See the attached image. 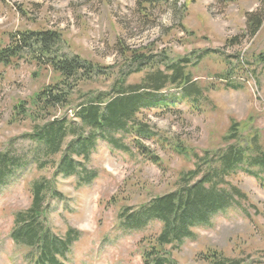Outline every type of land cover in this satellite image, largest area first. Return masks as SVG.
Masks as SVG:
<instances>
[{"label":"rangeland","instance_id":"rangeland-1","mask_svg":"<svg viewBox=\"0 0 264 264\" xmlns=\"http://www.w3.org/2000/svg\"><path fill=\"white\" fill-rule=\"evenodd\" d=\"M140 1L145 0H0L1 48L12 34L54 32L61 38L54 47L61 55L104 72L74 84L71 106L56 113L59 118L78 123L73 109L83 102L114 94L122 85H142L156 67L136 74L132 55L158 61L166 75L167 64L189 60L186 73L200 91L185 99L181 89L170 86L157 96L169 107L144 109L136 126L114 133L127 153L100 139L91 159L80 163L84 181L78 175L55 178L51 160L58 164L62 156L50 159L38 150L29 138L34 121L20 114L19 106L33 111L35 95L59 84L60 75L34 62L0 64V153L10 151L22 163L0 190V264H35L11 232L15 213L32 204V185L44 180L61 197L48 194L42 219L56 236L71 231L74 237L63 264H143V250L161 235L163 224L151 220L130 229L127 217L175 192L181 176L195 169L196 157L208 153L215 162L230 148L243 151L246 162L225 178L226 187L245 199H235L211 217L209 227L193 228L192 238L164 252L176 264H204L201 256L210 250L264 264V171L249 164L264 158V21L255 36L247 32V16H264V0H167L148 18ZM73 141L68 137L64 150Z\"/></svg>","mask_w":264,"mask_h":264},{"label":"trees","instance_id":"trees-1","mask_svg":"<svg viewBox=\"0 0 264 264\" xmlns=\"http://www.w3.org/2000/svg\"><path fill=\"white\" fill-rule=\"evenodd\" d=\"M139 3L143 16L148 18L150 10L166 4L167 0H145ZM263 21L262 14H249L247 32L255 36L261 29ZM58 36L57 33L48 31L12 34L7 47H0L1 65L10 66L22 61L34 62L39 66H49L60 75L59 84L35 95L32 100L33 111L25 110L22 104L19 106V113H27L34 121L33 132L29 138L39 144L38 150L50 159L62 156L58 164L51 160L50 167L56 170L55 178L60 175L64 178L78 175L80 180L84 181L83 170L82 172L79 170L83 164L80 163L91 159L98 140L103 139V142L106 141L114 148L120 149L121 145L113 138L114 133L126 130L128 125L136 126L137 115L144 109L169 107L168 100H162L157 96L170 86L181 89L185 99H194L200 95V91L192 84L190 75L186 73L189 60L167 64L166 70L170 75H166L158 69V61H150L142 55H132L130 62L134 70L131 71L134 73L156 67L154 72L146 76L142 85L127 88L122 85L114 94H99L83 102L73 109L78 123L66 115L59 118L55 114L66 111L71 106L70 95L74 90V84L90 81L93 76L101 77L104 72L97 71L96 74L90 64L61 55L60 51L54 49L61 40ZM131 71L126 72L124 80L130 73L133 74ZM137 131L142 134L143 129ZM230 133L236 134V130ZM68 137H72L74 141L64 150ZM120 150L127 153L123 146ZM244 157L243 151L234 148L222 153L215 162L209 158L208 153L203 157H196L198 163L195 169L181 176L179 188L175 192L152 200L137 214L127 217L124 225L130 229H140L151 220L163 224L161 235L143 250V264H176L164 252L166 247L181 245L185 239L193 237V228L209 227L213 215L226 211L235 199H245L238 189L227 188L228 184L225 181V178L234 175L246 162ZM153 162L155 163V160ZM249 162L251 167L264 171L263 157ZM16 167H22L18 158L12 157L10 151L0 153V190L6 186ZM39 168L46 167L40 165ZM249 174L256 179L259 178L256 172L249 171ZM31 193L30 208L18 211L14 215L11 239L16 246L30 250L31 260L35 264H63L67 261L66 257L73 242L72 232L68 231L66 237L60 238L42 219L46 211L44 206L48 194L52 197H61V194L56 192L49 180H44V183L36 181L32 185ZM201 261L204 264H245L242 260L228 258L214 250L202 255Z\"/></svg>","mask_w":264,"mask_h":264}]
</instances>
